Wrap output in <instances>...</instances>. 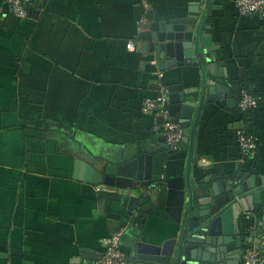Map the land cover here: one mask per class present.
Segmentation results:
<instances>
[{
	"label": "crops",
	"instance_id": "0c3cea01",
	"mask_svg": "<svg viewBox=\"0 0 264 264\" xmlns=\"http://www.w3.org/2000/svg\"><path fill=\"white\" fill-rule=\"evenodd\" d=\"M197 1L30 0L21 19L0 0V264H93L119 230L125 256L141 235L154 245L176 237L171 220L149 213L161 191L129 212L123 191L75 177V166L146 162L166 143L142 103L162 89L169 108V91L201 84L202 70L161 71L139 39L141 21L185 18ZM213 4L206 33L218 60L206 67L226 76L225 87L206 96L194 172L206 185L264 178V16L241 15L236 0ZM245 86L258 99L247 119L238 107ZM244 123L258 142L252 159L236 141Z\"/></svg>",
	"mask_w": 264,
	"mask_h": 264
},
{
	"label": "water",
	"instance_id": "95a60500",
	"mask_svg": "<svg viewBox=\"0 0 264 264\" xmlns=\"http://www.w3.org/2000/svg\"><path fill=\"white\" fill-rule=\"evenodd\" d=\"M213 8V0H198L189 16L167 24L149 13L146 28L151 27V32L146 29L139 37L161 71L201 67V84L168 93L169 116L184 129L181 142L176 147L162 144L156 153L146 156V162L144 156L107 166L104 171L76 163L75 177L123 191L121 197H128L129 212L138 207L145 210L151 206L147 194L156 189L162 192L164 200L158 198L149 213L171 220L177 226L176 237L154 245L141 235L126 255L127 264H240L244 249L264 251V178L240 174L206 185L194 172L196 131L206 96L218 98L219 87H225L226 76L206 67L218 60L206 33ZM157 122L163 124L164 120L159 117ZM144 214L146 217V211Z\"/></svg>",
	"mask_w": 264,
	"mask_h": 264
},
{
	"label": "built area",
	"instance_id": "2783aa9c",
	"mask_svg": "<svg viewBox=\"0 0 264 264\" xmlns=\"http://www.w3.org/2000/svg\"><path fill=\"white\" fill-rule=\"evenodd\" d=\"M8 6L11 13L18 18L26 19L28 17L27 5L30 0H3ZM236 6L241 15L248 17L264 16V0H236ZM148 23L147 14L141 21L142 31L146 30ZM127 48L135 49V44L129 42ZM161 79V75H158ZM168 102L165 92L160 89L155 97L146 98L142 103V111L154 118L162 117L163 124H156L155 130L161 132L166 140L167 145L176 147L184 136V129L180 123L169 116ZM258 105L257 97L247 89H242L240 92L239 110L243 114L249 113ZM236 141L241 149L243 157L252 159L256 157L258 150V142L256 138L247 132V126L244 123L236 130ZM123 236V230L115 231L108 237L105 243L104 254L93 264H127L126 256L120 249V242ZM241 264H264V252L255 248H246L241 253Z\"/></svg>",
	"mask_w": 264,
	"mask_h": 264
},
{
	"label": "trees",
	"instance_id": "16d2710c",
	"mask_svg": "<svg viewBox=\"0 0 264 264\" xmlns=\"http://www.w3.org/2000/svg\"><path fill=\"white\" fill-rule=\"evenodd\" d=\"M244 88L247 89V90L249 91V88H248L247 86H245ZM249 92H250V91H249ZM247 117H248V116H247L246 114H245V115L243 114V118H244V119H247ZM249 132H250V131H249ZM249 132H248V133H249ZM250 133H251V132H250ZM250 133H249V134H250Z\"/></svg>",
	"mask_w": 264,
	"mask_h": 264
}]
</instances>
